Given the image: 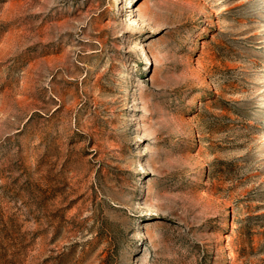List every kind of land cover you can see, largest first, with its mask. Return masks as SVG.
I'll return each instance as SVG.
<instances>
[{"label":"rangeland","instance_id":"374dc122","mask_svg":"<svg viewBox=\"0 0 264 264\" xmlns=\"http://www.w3.org/2000/svg\"><path fill=\"white\" fill-rule=\"evenodd\" d=\"M0 264H264V0H0Z\"/></svg>","mask_w":264,"mask_h":264}]
</instances>
